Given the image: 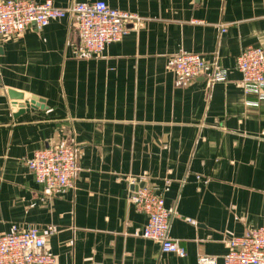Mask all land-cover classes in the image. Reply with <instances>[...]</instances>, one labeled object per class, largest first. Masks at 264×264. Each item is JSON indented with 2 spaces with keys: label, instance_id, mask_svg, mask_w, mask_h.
<instances>
[{
  "label": "crops",
  "instance_id": "crops-1",
  "mask_svg": "<svg viewBox=\"0 0 264 264\" xmlns=\"http://www.w3.org/2000/svg\"><path fill=\"white\" fill-rule=\"evenodd\" d=\"M103 1L139 20L98 54L71 16L0 37V234L52 225L55 264L222 258L228 237L264 227V100L245 104L236 69L245 47L264 51V0ZM181 52L199 54L205 73L177 79ZM212 61L225 81L207 84ZM32 95L41 106L14 117ZM53 144H73L78 169L72 187L46 194L27 159ZM138 186L175 209L169 236L185 255L142 235L146 216L128 198Z\"/></svg>",
  "mask_w": 264,
  "mask_h": 264
},
{
  "label": "built area",
  "instance_id": "built-area-1",
  "mask_svg": "<svg viewBox=\"0 0 264 264\" xmlns=\"http://www.w3.org/2000/svg\"><path fill=\"white\" fill-rule=\"evenodd\" d=\"M71 16L79 40L91 54L102 52L106 45L119 41L127 32L129 22H137L135 13L108 6L103 0L71 2L57 7L52 0H0V37L17 34L27 27L40 29L53 19ZM211 73L207 84L222 82L227 73L217 61L210 63ZM236 69L241 74L240 86L252 98L245 104L258 106L264 100V51L248 46L236 57ZM172 70L179 80L192 79L205 73L206 63L196 53L181 52L173 57ZM27 166L44 193L73 186L78 165L73 144H53L35 150L27 159ZM134 177H129L133 182ZM129 201L146 216L142 235L157 241L163 252L185 255L180 243L169 236V227L175 215L173 207H166L163 197L148 186L131 190ZM55 232L48 226L44 231L36 228L20 229L12 226L0 234V264H55L53 255L46 249V237ZM223 264H264V227L228 237ZM218 258L199 254L196 264H217Z\"/></svg>",
  "mask_w": 264,
  "mask_h": 264
},
{
  "label": "water",
  "instance_id": "water-1",
  "mask_svg": "<svg viewBox=\"0 0 264 264\" xmlns=\"http://www.w3.org/2000/svg\"><path fill=\"white\" fill-rule=\"evenodd\" d=\"M43 99L40 97H37L35 95L30 96L29 99L26 100H19L16 102L18 111L17 113L14 114V117L16 116V114H20L25 110H29L31 107L34 108L36 106H41V103H43ZM217 264H223V259L222 258H218Z\"/></svg>",
  "mask_w": 264,
  "mask_h": 264
}]
</instances>
